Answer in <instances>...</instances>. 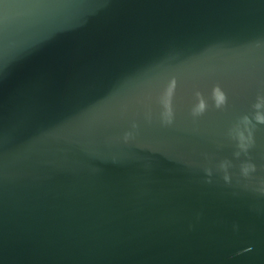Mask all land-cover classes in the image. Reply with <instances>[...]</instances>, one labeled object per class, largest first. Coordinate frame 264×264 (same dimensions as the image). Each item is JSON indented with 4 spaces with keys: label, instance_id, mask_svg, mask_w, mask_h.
<instances>
[{
    "label": "water",
    "instance_id": "1",
    "mask_svg": "<svg viewBox=\"0 0 264 264\" xmlns=\"http://www.w3.org/2000/svg\"><path fill=\"white\" fill-rule=\"evenodd\" d=\"M0 264H264V0H0Z\"/></svg>",
    "mask_w": 264,
    "mask_h": 264
}]
</instances>
